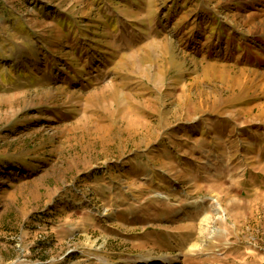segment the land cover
Instances as JSON below:
<instances>
[{
  "label": "rangeland",
  "instance_id": "obj_1",
  "mask_svg": "<svg viewBox=\"0 0 264 264\" xmlns=\"http://www.w3.org/2000/svg\"><path fill=\"white\" fill-rule=\"evenodd\" d=\"M0 264H264V0H0Z\"/></svg>",
  "mask_w": 264,
  "mask_h": 264
}]
</instances>
